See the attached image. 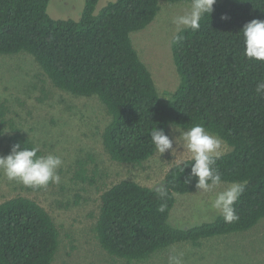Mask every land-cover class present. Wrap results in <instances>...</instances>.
<instances>
[{"label":"trees","instance_id":"1","mask_svg":"<svg viewBox=\"0 0 264 264\" xmlns=\"http://www.w3.org/2000/svg\"><path fill=\"white\" fill-rule=\"evenodd\" d=\"M51 1L0 0V56L27 54L55 88L98 98L110 117L102 139L114 162L141 165L150 160L157 152L150 136L154 127L168 135L171 125L187 130L200 124L231 148L216 159L222 183L245 185L234 205L237 221L226 223L219 214L213 221L179 228L169 223L177 195L198 191L196 178L185 183L191 177V158L165 174L164 199L156 191L161 186L121 180L101 195L95 227L101 248L126 264L142 263L171 246L200 247L204 240L243 233L262 222L264 96L255 89L264 82V62L244 56L240 32L248 22L264 20V0H218L213 13L202 17L199 30L185 29L173 37L181 83L169 100L160 96L131 38L156 20L162 0H116L97 15L100 0H85L79 20L52 18ZM177 35L182 39L175 42ZM6 124L0 122V135ZM17 143L37 147L25 133L13 129L3 156ZM39 154L44 155L41 150ZM94 163L92 157L90 162L79 161L74 179L94 183L98 174ZM59 248L60 228L38 202L16 196L0 203V264H53Z\"/></svg>","mask_w":264,"mask_h":264},{"label":"rangeland","instance_id":"2","mask_svg":"<svg viewBox=\"0 0 264 264\" xmlns=\"http://www.w3.org/2000/svg\"><path fill=\"white\" fill-rule=\"evenodd\" d=\"M115 1L100 0L95 14ZM160 5L156 20L147 29L133 33L131 38L160 96L169 100L181 83L171 47L177 34L173 20L190 11L191 3L171 4L162 0ZM84 6L85 0H52L48 12L54 19L79 20ZM1 121L7 124L0 135V156H3L7 137L13 129H18L30 137L44 155H56L63 161L58 169L61 182L50 183L39 190L9 181L0 171V203L16 196L30 198L44 207L59 226L60 248L53 264H126L107 254L97 238L95 227L103 191L121 180L157 188L172 166L191 158L179 139L180 132L185 130L171 125L168 135L173 140V151L156 152L141 165L114 162L102 139L110 121L105 106L96 97H77L55 88L27 54L0 56ZM221 141L220 155L231 150ZM91 157L96 162V180L94 183L76 181L78 162H90ZM92 165L91 168L88 165L90 176ZM230 185L221 183L207 192L177 195L169 223L188 228L213 221L220 213L211 204L216 195ZM170 255L180 257L182 264H264V220L249 231L207 239L200 247L177 244L146 262L134 264H169Z\"/></svg>","mask_w":264,"mask_h":264},{"label":"clouds","instance_id":"3","mask_svg":"<svg viewBox=\"0 0 264 264\" xmlns=\"http://www.w3.org/2000/svg\"><path fill=\"white\" fill-rule=\"evenodd\" d=\"M216 0H192L190 11L177 16L173 23L176 25L177 33L185 29L197 31L200 28V21L206 13L212 14ZM227 20V16H222ZM243 37L244 56L264 62V20L254 19L248 22L240 32ZM182 39L177 35L175 42ZM256 94L264 96V82L257 84ZM151 142L158 153L164 154L173 149V140L161 128L154 127L150 132ZM179 139L182 146L191 159V177L185 181L186 184L196 178L195 187L198 191H209L213 186L222 183V176L215 167L216 159L219 158L222 141L210 134L200 124H195L189 129L180 132ZM40 149L36 146L31 148L21 147L19 143L13 145L10 154L0 156V171L9 181L22 183L26 187L45 188L50 183L59 184L61 176L58 169L63 161L59 156L39 154ZM158 196L164 199L168 196L165 187L157 190ZM245 191V185L240 182H233L224 191L219 192L211 207L218 211L226 223H232L239 219L234 205ZM165 210L162 205L159 211ZM169 264H182L180 257L169 256Z\"/></svg>","mask_w":264,"mask_h":264}]
</instances>
